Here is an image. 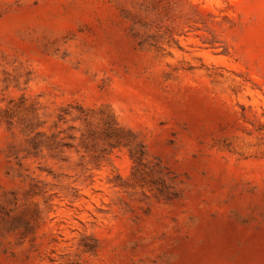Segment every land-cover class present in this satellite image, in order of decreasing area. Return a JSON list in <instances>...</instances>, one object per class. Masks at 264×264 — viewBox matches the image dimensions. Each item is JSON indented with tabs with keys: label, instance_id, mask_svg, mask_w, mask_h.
I'll use <instances>...</instances> for the list:
<instances>
[{
	"label": "rangeland",
	"instance_id": "1",
	"mask_svg": "<svg viewBox=\"0 0 264 264\" xmlns=\"http://www.w3.org/2000/svg\"><path fill=\"white\" fill-rule=\"evenodd\" d=\"M0 264H264V0H0Z\"/></svg>",
	"mask_w": 264,
	"mask_h": 264
}]
</instances>
